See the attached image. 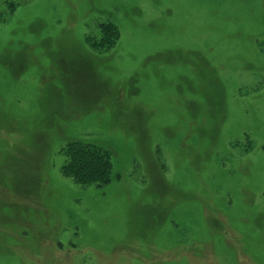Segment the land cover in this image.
Masks as SVG:
<instances>
[{
	"label": "rangeland",
	"instance_id": "obj_1",
	"mask_svg": "<svg viewBox=\"0 0 264 264\" xmlns=\"http://www.w3.org/2000/svg\"><path fill=\"white\" fill-rule=\"evenodd\" d=\"M0 264H264V0H0Z\"/></svg>",
	"mask_w": 264,
	"mask_h": 264
},
{
	"label": "trees",
	"instance_id": "obj_2",
	"mask_svg": "<svg viewBox=\"0 0 264 264\" xmlns=\"http://www.w3.org/2000/svg\"><path fill=\"white\" fill-rule=\"evenodd\" d=\"M107 25L111 26L113 28V31H114V35L116 36L115 38H118V29L116 28V25L112 22H109ZM107 31V30H106ZM110 34V33H109ZM111 35V34H110ZM103 36V35H102ZM102 36L98 37L97 35H89L87 36V43L89 44V46L91 47V49L93 51H96L97 53L101 54V53H104L106 52L107 50L111 49L114 45H115V42H112V40H106L108 39L107 37H104L103 36V40H102ZM81 146H84L85 150H89V155H91L93 157V160L97 159L99 157V154L96 150L99 149V148H102L100 147L97 143L93 142V141H85V140H71L69 141L66 146H64L63 150H62V153H64L65 155L67 153H71V154H75L76 151H80V147ZM99 147V148H98ZM83 148V147H82ZM104 150L103 153L108 154V158H109V162L111 163L110 161V153L102 148ZM67 154V155H69ZM65 165V163H64ZM63 165V167H64ZM64 169V168H63ZM78 178H83V183L86 182L87 180H84L85 177H88V176H84V175H81V176H77ZM89 179V177H88Z\"/></svg>",
	"mask_w": 264,
	"mask_h": 264
}]
</instances>
